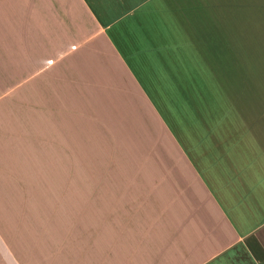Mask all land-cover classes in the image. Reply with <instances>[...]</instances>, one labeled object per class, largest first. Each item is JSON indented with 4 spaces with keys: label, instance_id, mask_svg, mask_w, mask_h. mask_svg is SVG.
<instances>
[{
    "label": "crops",
    "instance_id": "crops-1",
    "mask_svg": "<svg viewBox=\"0 0 264 264\" xmlns=\"http://www.w3.org/2000/svg\"><path fill=\"white\" fill-rule=\"evenodd\" d=\"M263 16L0 0V264H264Z\"/></svg>",
    "mask_w": 264,
    "mask_h": 264
},
{
    "label": "rangeland",
    "instance_id": "rangeland-1",
    "mask_svg": "<svg viewBox=\"0 0 264 264\" xmlns=\"http://www.w3.org/2000/svg\"><path fill=\"white\" fill-rule=\"evenodd\" d=\"M263 28L261 31H256L253 29V31L250 33H247V40L252 41V50H251V58H252V86L254 88H261L264 87V16L262 17L261 21ZM78 181V179H77ZM46 182V180H45ZM67 177H61V187L66 185ZM47 183V182H46ZM45 197H48V199H67L68 194L67 190L61 189V191H50L43 193ZM40 195L39 193V200L41 201V197L45 198L44 196ZM54 200V201H55ZM50 204V203H49ZM46 207L42 209V206L39 210H42L45 214H52L53 213V206L54 204L45 205ZM25 225H21L16 223L14 219L11 220V218L8 216V239H11L10 241H13L12 239L15 237V232L25 231ZM13 237V238H11ZM14 242H18L13 241ZM249 243V242H248ZM250 246L251 243H249Z\"/></svg>",
    "mask_w": 264,
    "mask_h": 264
}]
</instances>
